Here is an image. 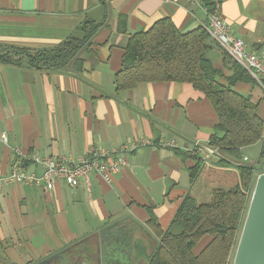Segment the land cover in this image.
<instances>
[{
    "label": "crops",
    "instance_id": "obj_1",
    "mask_svg": "<svg viewBox=\"0 0 264 264\" xmlns=\"http://www.w3.org/2000/svg\"><path fill=\"white\" fill-rule=\"evenodd\" d=\"M216 2V11L232 32L264 58V0ZM209 13L202 0H0V46L32 51L54 47L84 21L104 20L77 54L83 60L81 71L73 61L58 69L33 67L25 58L0 61V175L16 164L42 172L33 153L81 158L102 148L136 144L111 181L92 172L90 184L80 180L75 187L62 181L51 190L4 185L0 264H37L118 220L145 232L137 239L141 248L152 250L160 241L159 233L170 227L189 188V168L195 163L191 153L161 143L175 139L187 145L199 140L209 146L218 114L191 83L141 82L116 91L115 75L131 34L163 17L186 33L205 26ZM206 56L222 70L223 78L234 73L233 59L215 40ZM252 78L239 80L234 87L259 102L258 113L264 119V86ZM2 134H7V142ZM252 149L256 162H250ZM260 149L261 142L244 147V161L260 165ZM210 238L204 236L194 250L199 252Z\"/></svg>",
    "mask_w": 264,
    "mask_h": 264
},
{
    "label": "trees",
    "instance_id": "obj_2",
    "mask_svg": "<svg viewBox=\"0 0 264 264\" xmlns=\"http://www.w3.org/2000/svg\"><path fill=\"white\" fill-rule=\"evenodd\" d=\"M202 1L209 11L216 10V0ZM103 24L104 20H86L50 48L32 51L0 46V61L25 58L33 67L56 69L73 61L81 71L83 60L77 54ZM213 42L204 25L183 33L170 18L163 17L130 35L122 67L115 75L116 91L132 89L141 82L191 83L211 100L219 118L208 141L219 157L205 159L192 154L195 163L189 168V188L170 227L159 233L160 241L148 255V264H231L256 180L255 171L243 159V148L261 142L259 160H264V119L258 113L259 102L234 87L239 80L253 78L234 60V73L223 78L222 70L206 56ZM207 235L210 240L196 252L195 246Z\"/></svg>",
    "mask_w": 264,
    "mask_h": 264
},
{
    "label": "built area",
    "instance_id": "obj_3",
    "mask_svg": "<svg viewBox=\"0 0 264 264\" xmlns=\"http://www.w3.org/2000/svg\"><path fill=\"white\" fill-rule=\"evenodd\" d=\"M205 28L224 53L249 71L264 86V58L251 51L245 41L232 32L230 24L222 18L218 11H210ZM1 137L7 142V134H2ZM141 144H145V141L141 140ZM161 144L169 148H181L191 154H204L213 159L218 158L215 155V149L203 145L199 140L186 145L179 144L175 139H170L162 141ZM135 145L132 144L121 149L102 148L92 152L91 156L81 158H75L72 155L60 157L40 156L33 153L31 158L37 165L42 166V172L38 170L29 172L21 165L16 164L9 173L0 175V190L4 185L11 183L30 184L51 190L59 181L75 187L80 183V180H85L90 184L92 172L99 174L107 181H111L112 177L127 164L128 149L133 148ZM16 153L22 155L19 148H16ZM247 159L245 157V160Z\"/></svg>",
    "mask_w": 264,
    "mask_h": 264
},
{
    "label": "water",
    "instance_id": "obj_4",
    "mask_svg": "<svg viewBox=\"0 0 264 264\" xmlns=\"http://www.w3.org/2000/svg\"><path fill=\"white\" fill-rule=\"evenodd\" d=\"M215 155L219 157L217 152H215ZM247 166L253 168V170L259 172V174L255 180L248 211L238 241L234 256V264H264V160L260 165ZM121 221L122 220L115 221L103 227L97 233V235H100L104 264H108L105 259L107 254L108 261L109 259L110 262L113 260L112 264H121L123 255L129 253L128 255L132 257V252L135 251L134 242L136 239L134 236L129 235L127 247L121 250L112 246L111 242H106L105 235L114 227L120 226ZM48 259L50 258L44 259L38 264H45Z\"/></svg>",
    "mask_w": 264,
    "mask_h": 264
},
{
    "label": "flooded vegetation",
    "instance_id": "obj_5",
    "mask_svg": "<svg viewBox=\"0 0 264 264\" xmlns=\"http://www.w3.org/2000/svg\"><path fill=\"white\" fill-rule=\"evenodd\" d=\"M129 235L134 236V238L136 239L134 242L135 251H133L134 254L132 252V257L128 255L129 253L123 255L121 264H148V255L152 250L150 251L148 250V248H141L139 246V242H137V239L140 236H144L145 232L140 228H137V226L132 222L130 223L122 220L120 226L114 227L105 235L106 242H111L112 246H115V248H117L118 250L125 249L127 247V244L129 243ZM158 242L155 241L154 248L156 247ZM107 255L105 258L106 262H108V264H112L113 260L110 262L109 259L108 261ZM103 257L104 256L102 254L100 235L94 234L85 238V240L72 244L64 248L60 252L52 254L44 259L50 258L45 264H104ZM44 259H42L41 261H43Z\"/></svg>",
    "mask_w": 264,
    "mask_h": 264
},
{
    "label": "rangeland",
    "instance_id": "obj_6",
    "mask_svg": "<svg viewBox=\"0 0 264 264\" xmlns=\"http://www.w3.org/2000/svg\"><path fill=\"white\" fill-rule=\"evenodd\" d=\"M249 153L252 155V158H251L250 162H256V161H257V158H258V155H257L256 152H254V149L250 150ZM240 234H241V233H240ZM239 238H240V235H239ZM239 238H238V241H239ZM238 241H237V244H236L235 249H234V251H233V254H232V256H231V262H230L231 264H234V256H235V253H236V249H237ZM199 242H200V241H199ZM199 242H198V243H199ZM198 243H197V244H198ZM197 246H198V245H197ZM149 250H151V248H149Z\"/></svg>",
    "mask_w": 264,
    "mask_h": 264
}]
</instances>
